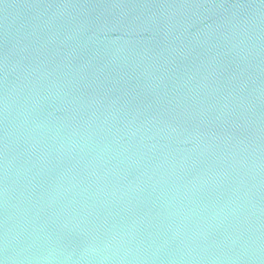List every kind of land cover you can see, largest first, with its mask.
<instances>
[{
	"label": "water",
	"instance_id": "95a60500",
	"mask_svg": "<svg viewBox=\"0 0 264 264\" xmlns=\"http://www.w3.org/2000/svg\"><path fill=\"white\" fill-rule=\"evenodd\" d=\"M0 264H264V0H0Z\"/></svg>",
	"mask_w": 264,
	"mask_h": 264
}]
</instances>
